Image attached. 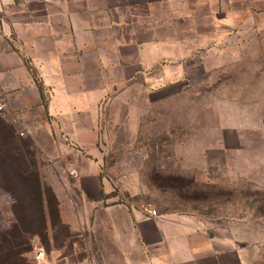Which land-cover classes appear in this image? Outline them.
Masks as SVG:
<instances>
[{"label":"rangeland","instance_id":"rangeland-1","mask_svg":"<svg viewBox=\"0 0 264 264\" xmlns=\"http://www.w3.org/2000/svg\"><path fill=\"white\" fill-rule=\"evenodd\" d=\"M207 5L201 1L190 16L178 4L180 20L172 8L162 9L168 35L184 42L168 41L169 57L157 63L119 66L123 79L99 101L96 145L84 152L103 190L92 201H120L143 211L150 204L158 213H222L226 201H246L250 214L264 215V3L250 0L242 10L239 2L233 10L220 2L211 11ZM159 14L154 23L164 19ZM177 42L185 45L179 55L172 46ZM1 119L2 132L7 126ZM15 129L36 151L41 179L50 188L78 182L70 173L76 167L69 169L54 154L55 145L34 143ZM14 201L0 184V238L16 218ZM80 201L73 205L79 221ZM78 232L85 230L59 233L49 216L47 241L30 235L26 262L36 264L40 246L47 264L78 262L87 243ZM51 250L57 251L53 258Z\"/></svg>","mask_w":264,"mask_h":264},{"label":"crops","instance_id":"crops-1","mask_svg":"<svg viewBox=\"0 0 264 264\" xmlns=\"http://www.w3.org/2000/svg\"><path fill=\"white\" fill-rule=\"evenodd\" d=\"M201 1L0 0L2 114L34 143L55 145L49 155L76 167L70 173L78 182L52 187L61 221L71 232L85 230L78 232L83 241L87 237L86 257L82 252L72 264H264V215L250 214L246 201H226L222 213L158 215L125 202L92 201L103 190L96 165L84 154L96 145L99 101L123 79L121 64L157 63L169 57L168 41L184 42L168 35V18L158 12L176 13L181 4L193 16ZM205 1L210 11L219 2L230 10L238 2L241 10L250 5ZM157 14L164 19L154 23ZM181 43L172 44L177 55ZM76 199L83 202L80 221ZM55 253L50 251L52 258Z\"/></svg>","mask_w":264,"mask_h":264},{"label":"trees","instance_id":"trees-1","mask_svg":"<svg viewBox=\"0 0 264 264\" xmlns=\"http://www.w3.org/2000/svg\"><path fill=\"white\" fill-rule=\"evenodd\" d=\"M1 115L0 110L7 130L0 131V184L15 199L16 218L0 238V264H32L23 253L32 247L30 235L47 239L49 216L59 233L69 235L71 231L61 221L53 189L41 179L36 151L18 139L15 126Z\"/></svg>","mask_w":264,"mask_h":264},{"label":"built area","instance_id":"built-area-1","mask_svg":"<svg viewBox=\"0 0 264 264\" xmlns=\"http://www.w3.org/2000/svg\"><path fill=\"white\" fill-rule=\"evenodd\" d=\"M3 108V104L0 103V109ZM24 133V132H20ZM146 212L151 215H158L159 213L156 211L154 207H152L150 204L146 206ZM35 262L36 264H47L45 259V250L42 246L38 247L36 253H35Z\"/></svg>","mask_w":264,"mask_h":264}]
</instances>
